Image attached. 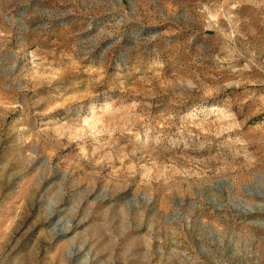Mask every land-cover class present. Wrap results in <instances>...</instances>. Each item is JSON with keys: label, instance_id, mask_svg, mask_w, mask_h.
Instances as JSON below:
<instances>
[{"label": "rangeland", "instance_id": "rangeland-1", "mask_svg": "<svg viewBox=\"0 0 264 264\" xmlns=\"http://www.w3.org/2000/svg\"><path fill=\"white\" fill-rule=\"evenodd\" d=\"M0 264H264V0H0Z\"/></svg>", "mask_w": 264, "mask_h": 264}]
</instances>
